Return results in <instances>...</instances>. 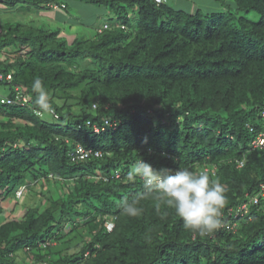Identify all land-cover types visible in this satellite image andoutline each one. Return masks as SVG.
<instances>
[{"label": "trees", "instance_id": "trees-1", "mask_svg": "<svg viewBox=\"0 0 264 264\" xmlns=\"http://www.w3.org/2000/svg\"><path fill=\"white\" fill-rule=\"evenodd\" d=\"M76 1L104 7L108 28L86 37L34 21L0 23V83L8 87L0 99L14 100L16 89L28 97L0 103V215L5 201L16 206L29 191L37 198L22 220L0 225V264H17L20 253L34 264H264V150L251 146L264 123V0H209L218 12L167 0ZM0 6L63 22L68 8L65 0ZM36 79L53 121L34 114ZM105 119L116 128L86 125ZM77 145L101 157L73 161ZM140 157L155 169L219 179L221 227L193 234L144 194L142 180L128 178ZM137 197L141 213L125 214L123 202Z\"/></svg>", "mask_w": 264, "mask_h": 264}, {"label": "clouds", "instance_id": "clouds-1", "mask_svg": "<svg viewBox=\"0 0 264 264\" xmlns=\"http://www.w3.org/2000/svg\"><path fill=\"white\" fill-rule=\"evenodd\" d=\"M32 91L36 93L34 114L51 112L52 103L40 79L33 81ZM128 178H140L144 194L164 202L193 234L204 237L221 227L226 188L219 179L212 180L207 172H195L189 167L155 169L140 157L131 166ZM139 199L124 201L122 211L132 217L139 215L142 211Z\"/></svg>", "mask_w": 264, "mask_h": 264}, {"label": "rangeland", "instance_id": "rangeland-1", "mask_svg": "<svg viewBox=\"0 0 264 264\" xmlns=\"http://www.w3.org/2000/svg\"><path fill=\"white\" fill-rule=\"evenodd\" d=\"M168 3L175 7L176 9L191 12L190 6L193 3L197 5L204 6V11L207 12H218L222 10V5L220 3H214L209 0H167ZM224 4H230L232 0H223ZM68 8L66 12H59L64 17V22L61 19L53 20L52 17L48 16L45 13H33L30 16H17L11 13L10 10L5 9L0 6V23H4L10 19L20 20L21 22H31L34 21L36 26H41L42 24L50 26V27H61L67 34H74L76 36H93L95 32L102 28L104 23H106L111 16L107 12L104 7L91 6L84 2L76 1V0H65ZM206 9V10H205ZM252 16L255 18L254 14ZM23 18V19H22ZM53 20V21H52ZM49 21V22H48ZM3 58V57H1ZM8 92V87L4 86L0 83V94L5 95ZM78 95V92H74ZM46 121H53L54 119L48 113L43 114L42 117ZM0 120H5L0 117ZM37 190V189H36ZM21 202L15 206L14 201H5L3 202V206L5 207V211L0 215V225L9 221L11 219L22 220V217L25 212L24 205L32 204L37 200L36 196L29 191L28 193H24L21 198ZM43 204L40 206V210L43 209ZM78 239L72 240L71 244L76 243ZM15 261L17 264H34V262L25 254L20 253L18 257H15Z\"/></svg>", "mask_w": 264, "mask_h": 264}, {"label": "built area", "instance_id": "built-area-1", "mask_svg": "<svg viewBox=\"0 0 264 264\" xmlns=\"http://www.w3.org/2000/svg\"><path fill=\"white\" fill-rule=\"evenodd\" d=\"M157 2H159L160 0H156ZM54 8H56L54 6ZM108 28V25L107 24H104L102 26V28L99 29V31H102V30H106ZM122 29H124V26H121ZM2 75L0 74V80H2ZM7 79H10V76H6ZM16 96H15V99H8V98H5V97H1L0 99V103L2 104H7V105H10V104H13V103H20L21 105L22 104H26L27 101H28V97L23 94L21 91H19L18 89H16ZM51 115H54V112L51 111L49 112ZM263 122H264V109L263 111L261 112L260 114ZM86 125L87 126H91L93 131L94 132H99V131H103L104 129H106L107 127L108 128H112V129H115L116 128V123L114 121H110L109 119H105L103 121V124L101 126H98L96 124H91L90 121H87L86 122ZM251 146L253 149H262L264 150V123H263V130L257 134V136L254 138V140H252L251 142ZM95 157V158H98V157H101V153L99 151H95V150H92V149H86L80 145H77L74 149V151L71 153V158L72 160H84V159H87L89 157ZM243 165L242 162H240L238 164V167H241ZM118 177V175L116 176ZM23 189H21L20 191L17 192V197H20L21 196V193H22ZM259 195L260 196H264V185H262L260 187V191H259ZM258 198L259 196H256L252 199V202L254 204H256L258 202ZM244 208V207H243Z\"/></svg>", "mask_w": 264, "mask_h": 264}]
</instances>
